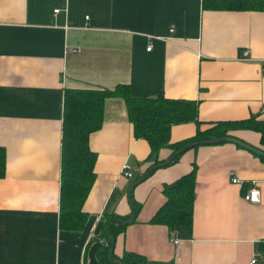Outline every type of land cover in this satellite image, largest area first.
<instances>
[{"label":"crops","instance_id":"1","mask_svg":"<svg viewBox=\"0 0 264 264\" xmlns=\"http://www.w3.org/2000/svg\"><path fill=\"white\" fill-rule=\"evenodd\" d=\"M211 4L0 0V264H98L107 221L131 219L126 194L150 165L149 147L133 138L122 100L107 99L101 127L87 141L96 160L81 206L84 220L75 229L59 226L65 90L125 86L137 99L191 100L200 131L250 117L264 122V12ZM195 132L191 122L173 125L169 143ZM229 134L264 152L257 133ZM170 154L159 150V164ZM193 163L190 225L169 230L149 224L164 203L163 186ZM123 164L131 179L121 177ZM252 185L259 191L255 205L242 200ZM130 201L135 217L112 240L113 259L122 264H131L127 255L162 264H264V161L250 152L229 143L190 148L137 184ZM171 237L179 241L178 260Z\"/></svg>","mask_w":264,"mask_h":264},{"label":"trees","instance_id":"2","mask_svg":"<svg viewBox=\"0 0 264 264\" xmlns=\"http://www.w3.org/2000/svg\"><path fill=\"white\" fill-rule=\"evenodd\" d=\"M210 1H212L211 8L213 9L264 12V0ZM107 99L122 100L133 138L142 139L147 143L149 155L146 161L150 162L147 169L160 165L157 154L161 149H168L172 153L192 142H206L231 136L228 132L233 130H249L257 133L259 144L264 147V122L255 121L252 117L235 122H216L200 131L196 103L191 100L165 99L162 95L149 99H137L131 97L125 86H117L111 91L65 90L60 135L59 226L75 229L84 220L81 206L93 183V166L96 160V155L88 148L87 141L89 135L101 127L103 106ZM188 122L195 124L194 137L180 143L170 144V127ZM180 155L174 157L169 165L176 162ZM254 156L264 161V158ZM154 170L156 169H151L146 177ZM3 171L4 153L0 148V178L3 176ZM194 188L195 166L193 163L187 174L163 186L164 203L150 218L149 224L165 226L169 230L189 226L195 197ZM120 221L122 220L112 216L106 223V229L109 224H113L107 231L111 244L114 237L125 226L117 225ZM102 249L103 252H97L98 264H112L108 259V244L106 243ZM126 258L131 264H162L147 262L133 255H127Z\"/></svg>","mask_w":264,"mask_h":264},{"label":"water","instance_id":"3","mask_svg":"<svg viewBox=\"0 0 264 264\" xmlns=\"http://www.w3.org/2000/svg\"><path fill=\"white\" fill-rule=\"evenodd\" d=\"M218 143H229V144H232L234 146H237L247 152H250L254 155H257L259 157H262L264 158V152L257 149V148H254L246 143H244L243 141L235 138V137H231V136H226V137H222V138H219V139H214V140H210V141H206V142H192V143H189V144H186L178 149H176L175 151H173L169 158L162 164L160 165H157V166H154L150 169H147L144 173H142V175L136 180L134 181L133 183L130 184V186L128 187V190H127V194H126V197H127V201H128V204H129V207H130V211H131V219L129 221H120L117 223V225H127L129 223H131L135 217V210H134V207L130 201V195H131V191L132 189L137 185L139 184L142 180L145 179L146 177V174L151 170V169H157V168H164L166 167L167 165H169L170 161L182 154L183 152H185L186 150L190 149V148H193V147H196V146H204V145H214V144H218ZM113 224H109L107 229H106V235H105V238H106V242L108 244V247H109V251H108V259L109 261L112 263V264H122L116 260L113 259V256H112V250H113V245L109 242V239H108V229L110 226H112Z\"/></svg>","mask_w":264,"mask_h":264},{"label":"built area","instance_id":"4","mask_svg":"<svg viewBox=\"0 0 264 264\" xmlns=\"http://www.w3.org/2000/svg\"><path fill=\"white\" fill-rule=\"evenodd\" d=\"M58 12V10H53L52 13L53 14H56ZM168 33L169 35L173 33V27H169L168 29ZM169 39V38H167ZM151 48L150 45H148L146 48H145V51H149ZM248 58V52L247 51H244L242 54H241V59H247ZM120 175L122 178L124 179H131L132 178V174L130 172V168L128 165L126 164H123L120 168ZM231 182L233 183H238L239 184V181H237L236 179H231ZM242 200L249 203V204H252V205H255L257 203H259V191L253 187V185L251 187H249L245 193L242 194ZM169 243L172 245V247L174 248V258L175 260H178L181 256V248L179 246V241L173 237H171L169 239ZM254 260H251L249 264H254Z\"/></svg>","mask_w":264,"mask_h":264},{"label":"rangeland","instance_id":"5","mask_svg":"<svg viewBox=\"0 0 264 264\" xmlns=\"http://www.w3.org/2000/svg\"><path fill=\"white\" fill-rule=\"evenodd\" d=\"M231 132V131H230ZM229 133V132H228ZM106 235V234H105Z\"/></svg>","mask_w":264,"mask_h":264}]
</instances>
